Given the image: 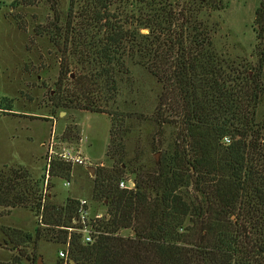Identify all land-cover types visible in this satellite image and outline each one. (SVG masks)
I'll return each instance as SVG.
<instances>
[{"label":"trees","instance_id":"trees-1","mask_svg":"<svg viewBox=\"0 0 264 264\" xmlns=\"http://www.w3.org/2000/svg\"><path fill=\"white\" fill-rule=\"evenodd\" d=\"M224 8V0H67L66 12L55 11L38 32L59 55L52 107L110 121L112 170L96 169L92 188L107 235L90 245L72 239L73 264H264V139L255 120L264 96V0L254 13L252 62L215 51L211 29L220 31ZM131 65L159 86L153 111L136 117L172 132L158 137L152 168L131 169L126 190L118 184L132 116L118 101ZM65 139L78 135L69 128ZM71 169L55 158L49 174L68 179ZM38 183L22 168L0 169V206L37 214ZM76 203L44 202V224L68 225ZM45 229L17 238H63Z\"/></svg>","mask_w":264,"mask_h":264},{"label":"rangeland","instance_id":"rangeland-1","mask_svg":"<svg viewBox=\"0 0 264 264\" xmlns=\"http://www.w3.org/2000/svg\"><path fill=\"white\" fill-rule=\"evenodd\" d=\"M224 2V10L216 13L220 31L213 33L212 21L208 22L215 51L229 61L252 62V26L259 0ZM66 6L67 0H0V169L22 168L29 173L31 182H39L40 187L48 147L55 151L77 144L90 162L88 166L95 171L108 172L113 166L105 157L109 116L80 110L61 115L50 103L59 78V55L45 34H37L53 21L55 11L64 14ZM129 71L130 77L121 87L118 107L132 116L124 147V162L128 166L121 175L133 182L131 169L152 168L160 158L156 147L158 137L169 136L172 130L166 129L163 134L151 121L138 120L136 116H148L153 111L159 86L143 68L131 65ZM255 120L262 128L264 139V96ZM69 128L78 135L76 141L65 139ZM71 168L66 179L68 187L63 186L65 179L49 174V197L45 203L85 199L92 210L104 213L101 203L92 197L94 176L85 167L71 165ZM36 229L47 232L39 225L35 212L23 207L8 210L0 206V264H36L38 257L43 264H56L58 240L57 243L43 237L29 242L18 240L17 234L34 236ZM193 232L197 239L198 230Z\"/></svg>","mask_w":264,"mask_h":264},{"label":"built area","instance_id":"built-area-1","mask_svg":"<svg viewBox=\"0 0 264 264\" xmlns=\"http://www.w3.org/2000/svg\"><path fill=\"white\" fill-rule=\"evenodd\" d=\"M223 142L228 143V140L223 139ZM41 146H44V144ZM80 150L81 147L77 144L66 147L63 146L60 150L55 151L52 150V147H48L47 154L45 155L44 178L41 182L39 194L40 207L37 212L39 225L44 228H52L56 232V235L58 234V236L61 235L63 237L61 241H58L59 248L56 251V257L64 263L68 261L70 263L69 251L72 239L79 240L82 245H90L99 236L107 235L102 228L105 214L92 210L89 202L85 199H76L77 203L75 205V210L68 225L49 226L44 224L41 220L43 217V204L49 194L48 179L51 161L56 158L60 161L69 163L70 165L86 167L90 162L83 156ZM63 186H69L68 180L63 183ZM118 186L120 189L131 190L133 189L134 184L131 180L125 179L121 180Z\"/></svg>","mask_w":264,"mask_h":264},{"label":"water","instance_id":"water-1","mask_svg":"<svg viewBox=\"0 0 264 264\" xmlns=\"http://www.w3.org/2000/svg\"><path fill=\"white\" fill-rule=\"evenodd\" d=\"M63 114H64V113L61 112V115H63ZM157 157H158V154L155 155V158H157ZM85 170L89 173V175H90L91 177L94 176L95 168H93V167H91V166H86V167H85ZM36 264H43V263H42V260H41L40 257L37 258V260H36ZM70 264H73V261H70Z\"/></svg>","mask_w":264,"mask_h":264}]
</instances>
